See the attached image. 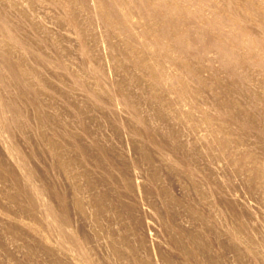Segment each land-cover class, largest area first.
Masks as SVG:
<instances>
[{"label":"rangeland","instance_id":"374dc122","mask_svg":"<svg viewBox=\"0 0 264 264\" xmlns=\"http://www.w3.org/2000/svg\"><path fill=\"white\" fill-rule=\"evenodd\" d=\"M0 264H264V0H0Z\"/></svg>","mask_w":264,"mask_h":264},{"label":"bare ground","instance_id":"6f19581e","mask_svg":"<svg viewBox=\"0 0 264 264\" xmlns=\"http://www.w3.org/2000/svg\"><path fill=\"white\" fill-rule=\"evenodd\" d=\"M182 43H184V42H182ZM182 43H181V44H182ZM221 49H222V48H221ZM222 51H223V50H222Z\"/></svg>","mask_w":264,"mask_h":264}]
</instances>
